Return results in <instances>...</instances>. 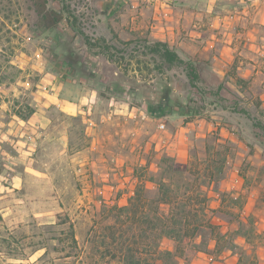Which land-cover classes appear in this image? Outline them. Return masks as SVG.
Wrapping results in <instances>:
<instances>
[{"label": "rangeland", "instance_id": "1", "mask_svg": "<svg viewBox=\"0 0 264 264\" xmlns=\"http://www.w3.org/2000/svg\"><path fill=\"white\" fill-rule=\"evenodd\" d=\"M155 1L49 0L66 11L45 29L32 0H0V264H127L137 192L181 220L161 240L181 264H264V85L152 53ZM159 1L174 23L181 0ZM166 90L179 109L159 115Z\"/></svg>", "mask_w": 264, "mask_h": 264}, {"label": "crops", "instance_id": "2", "mask_svg": "<svg viewBox=\"0 0 264 264\" xmlns=\"http://www.w3.org/2000/svg\"><path fill=\"white\" fill-rule=\"evenodd\" d=\"M151 6L150 36L192 57L199 70L204 65L206 83L225 85L235 74L245 85H264V0H181L174 23L163 19L174 18L164 3ZM259 94L264 100V89Z\"/></svg>", "mask_w": 264, "mask_h": 264}, {"label": "trees", "instance_id": "3", "mask_svg": "<svg viewBox=\"0 0 264 264\" xmlns=\"http://www.w3.org/2000/svg\"><path fill=\"white\" fill-rule=\"evenodd\" d=\"M48 2L49 0H32L39 17L40 26L45 29H53L63 22L66 9L51 8ZM147 43L149 50L158 54L163 61L169 64L187 63L168 42L156 40ZM106 47L108 46L106 45ZM188 68L190 69V79H198L199 74L196 68L189 64ZM172 105L170 95L166 90L156 106V111L159 115H163L179 109L178 104L175 105L176 108H173ZM184 113L188 114V111L185 110ZM165 185H161V187L163 186V189L160 190V195L162 196L166 193V190H164ZM157 201L158 205L155 207L153 203L156 200L147 198L142 193L137 192L130 197L128 205L118 207L117 221L121 225H125L126 233L129 231L126 239L122 238L123 240L120 241L122 249L125 251L124 258L127 264H181L175 252L161 248V240L164 237L170 236L177 240L180 239V227L182 225L179 227L178 224L181 223V220L176 218V212H171V210L167 212L165 208H162V205L167 203L166 197L158 198ZM149 204L152 206L149 207ZM202 222L192 227L186 225L182 237L196 236L200 228L206 225L202 224ZM205 223L208 224V222ZM69 228V239L72 245L78 248L73 224H70ZM123 235L124 233H122L121 237H124ZM141 238L142 241H140ZM142 243L144 246L143 254L137 255L136 252H138Z\"/></svg>", "mask_w": 264, "mask_h": 264}, {"label": "built area", "instance_id": "4", "mask_svg": "<svg viewBox=\"0 0 264 264\" xmlns=\"http://www.w3.org/2000/svg\"><path fill=\"white\" fill-rule=\"evenodd\" d=\"M145 116V115H144ZM165 127V124L164 123H161L160 124V128H164Z\"/></svg>", "mask_w": 264, "mask_h": 264}]
</instances>
